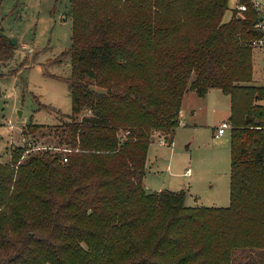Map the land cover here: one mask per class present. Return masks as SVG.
Instances as JSON below:
<instances>
[{
    "label": "trees",
    "instance_id": "obj_1",
    "mask_svg": "<svg viewBox=\"0 0 264 264\" xmlns=\"http://www.w3.org/2000/svg\"><path fill=\"white\" fill-rule=\"evenodd\" d=\"M239 4L224 21L228 0H71V120L57 146L0 162V264H264L257 12ZM15 48L0 29V61ZM214 87L232 98L229 205L146 190L151 141L173 137L188 91Z\"/></svg>",
    "mask_w": 264,
    "mask_h": 264
},
{
    "label": "rangeland",
    "instance_id": "obj_2",
    "mask_svg": "<svg viewBox=\"0 0 264 264\" xmlns=\"http://www.w3.org/2000/svg\"><path fill=\"white\" fill-rule=\"evenodd\" d=\"M238 5L239 0H228L224 21ZM0 29L17 40L13 57L0 61V162L7 163L16 147L57 146L54 131L60 132L71 120L66 80L71 58L64 53L71 46V0H0ZM253 58L252 84L263 86L264 51L253 47ZM231 101L217 87L204 96L192 90L185 94L181 118L185 125L179 121L167 143L158 137L150 143L143 180L146 190H184L187 206L229 205L230 129L215 137L214 126L229 119ZM258 103L264 105V99ZM84 113L83 109L77 118ZM30 123L44 127L32 133ZM236 256L241 259V254Z\"/></svg>",
    "mask_w": 264,
    "mask_h": 264
},
{
    "label": "built area",
    "instance_id": "obj_3",
    "mask_svg": "<svg viewBox=\"0 0 264 264\" xmlns=\"http://www.w3.org/2000/svg\"><path fill=\"white\" fill-rule=\"evenodd\" d=\"M251 1L253 4V7L255 8L257 12V18L255 20L254 28L258 32V35L252 39L251 46L264 51V4L259 3L254 0H251ZM237 9L240 12H242L246 10V5L239 4ZM263 86H264V83H263ZM231 127H232V123L229 121V119H223L215 130V136L216 137L222 136L226 132V130L230 129ZM160 142L164 143L163 140H161ZM64 160H66V158H64Z\"/></svg>",
    "mask_w": 264,
    "mask_h": 264
},
{
    "label": "crops",
    "instance_id": "obj_4",
    "mask_svg": "<svg viewBox=\"0 0 264 264\" xmlns=\"http://www.w3.org/2000/svg\"><path fill=\"white\" fill-rule=\"evenodd\" d=\"M255 1V0H254ZM260 3V2H259ZM262 3V2H261ZM262 4H264V3H262ZM228 21V20H227ZM185 96V95H184ZM184 98V97H183ZM182 113H183V107H182V105H181V110H180V124H183V125H185V123H184V121L183 120H181V118L183 117L182 116ZM231 113V112H230ZM230 113H229V115L227 116V117H229L230 116ZM195 115V112H194V114L192 115V116H194ZM223 120V119H222ZM221 120V121H222ZM220 124V123H219ZM218 124V125H219ZM216 128H217V126H214V135H215V130H216ZM227 131V130H226ZM226 133V132H225ZM224 133V134H225ZM216 137V136H215ZM221 137V136H220ZM186 173H189V169H187L186 170ZM145 186H146V184H144Z\"/></svg>",
    "mask_w": 264,
    "mask_h": 264
},
{
    "label": "water",
    "instance_id": "obj_5",
    "mask_svg": "<svg viewBox=\"0 0 264 264\" xmlns=\"http://www.w3.org/2000/svg\"><path fill=\"white\" fill-rule=\"evenodd\" d=\"M11 43L14 45V44H16V42H17V40L14 38V37H12L11 39Z\"/></svg>",
    "mask_w": 264,
    "mask_h": 264
}]
</instances>
